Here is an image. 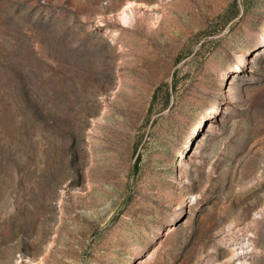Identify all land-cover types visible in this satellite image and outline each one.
<instances>
[{"label":"rangeland","instance_id":"374dc122","mask_svg":"<svg viewBox=\"0 0 264 264\" xmlns=\"http://www.w3.org/2000/svg\"><path fill=\"white\" fill-rule=\"evenodd\" d=\"M0 264H264V0H0Z\"/></svg>","mask_w":264,"mask_h":264}]
</instances>
